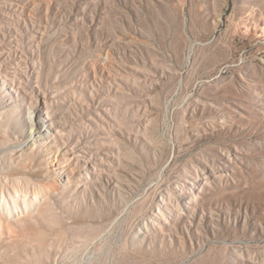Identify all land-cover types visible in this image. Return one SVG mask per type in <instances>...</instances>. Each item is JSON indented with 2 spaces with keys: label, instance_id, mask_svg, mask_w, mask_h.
<instances>
[{
  "label": "rangeland",
  "instance_id": "rangeland-1",
  "mask_svg": "<svg viewBox=\"0 0 264 264\" xmlns=\"http://www.w3.org/2000/svg\"><path fill=\"white\" fill-rule=\"evenodd\" d=\"M0 91V264H264V0H0Z\"/></svg>",
  "mask_w": 264,
  "mask_h": 264
},
{
  "label": "bare ground",
  "instance_id": "bare-ground-1",
  "mask_svg": "<svg viewBox=\"0 0 264 264\" xmlns=\"http://www.w3.org/2000/svg\"><path fill=\"white\" fill-rule=\"evenodd\" d=\"M6 84V83H5ZM1 92V91H0ZM2 99V98H1ZM37 118V117H36ZM193 197L190 198L191 200H194L195 201V197L194 195H192ZM24 205L26 206V201L24 200ZM6 201H5V196L3 193H0V207L2 208V210H4V212H6L8 215H10V210L7 208L6 206Z\"/></svg>",
  "mask_w": 264,
  "mask_h": 264
}]
</instances>
